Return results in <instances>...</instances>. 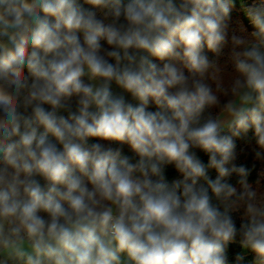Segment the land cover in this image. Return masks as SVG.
<instances>
[{"label": "clouds", "instance_id": "9594fccd", "mask_svg": "<svg viewBox=\"0 0 264 264\" xmlns=\"http://www.w3.org/2000/svg\"><path fill=\"white\" fill-rule=\"evenodd\" d=\"M232 7L0 0V264H228L235 243L264 264V190L234 163L250 130L264 159V0L229 39Z\"/></svg>", "mask_w": 264, "mask_h": 264}, {"label": "trees", "instance_id": "16d2710c", "mask_svg": "<svg viewBox=\"0 0 264 264\" xmlns=\"http://www.w3.org/2000/svg\"><path fill=\"white\" fill-rule=\"evenodd\" d=\"M232 3H233V7L231 9V13H230L231 19L229 21V27H228L229 39L232 34L243 35V34L250 33L253 30L252 25L250 24L244 9L248 6H251L253 3H257V4L260 3V0H248L241 4L234 3V2ZM85 7H88V6L85 5ZM229 50H230V46L225 47L224 49L225 54L219 60V63L225 67L226 82H227V73L231 71V65L228 63V56H227ZM205 51L207 53L206 49ZM207 54L209 55L210 58H214L211 53H207ZM153 60L154 62L161 64V62L158 60H155V58H153ZM149 110L155 111L156 110L155 105H150ZM224 134L227 135L230 133L225 132ZM95 142H102V141H98L96 139L89 140V143H95ZM235 142L237 145V160L234 161V163L237 165H243L246 168H248L250 170V175L248 177L249 182L255 185L256 181L259 180L261 190H264V178L260 176V173L264 172V159L258 160L255 157V152L259 149L256 146V142H255L252 130L248 132L246 137L236 139ZM102 143H106V142H102ZM113 146L115 147L118 145H113ZM196 151H197L198 157L202 161L207 163L208 157L204 153L200 152L199 150H196ZM123 154L129 155V156L133 155L131 153V150L126 145L123 147ZM209 175L215 178L217 174L215 170H210ZM166 177L169 182H171L174 179L180 178L179 173H177L175 169L172 167H168L166 169ZM237 180H238V177L233 175V177L230 180V183H232L233 185H236ZM236 215L237 214H234V216ZM240 222L241 221L239 220V218H237V227H239ZM237 255H240L243 257V259L239 262L236 261ZM227 257H228V264H256L254 254L248 250L243 249L238 243L229 245L228 250H227Z\"/></svg>", "mask_w": 264, "mask_h": 264}, {"label": "rangeland", "instance_id": "374dc122", "mask_svg": "<svg viewBox=\"0 0 264 264\" xmlns=\"http://www.w3.org/2000/svg\"><path fill=\"white\" fill-rule=\"evenodd\" d=\"M245 1H248V0H232V2L239 3V4H241V3L245 2ZM112 90L115 93H120L121 92V90L115 84L112 85ZM125 95H126V98L131 101V97L129 95H127V94H125ZM135 103H137V102H135Z\"/></svg>", "mask_w": 264, "mask_h": 264}, {"label": "crops", "instance_id": "0c3cea01", "mask_svg": "<svg viewBox=\"0 0 264 264\" xmlns=\"http://www.w3.org/2000/svg\"><path fill=\"white\" fill-rule=\"evenodd\" d=\"M132 103H135L136 101H131Z\"/></svg>", "mask_w": 264, "mask_h": 264}]
</instances>
